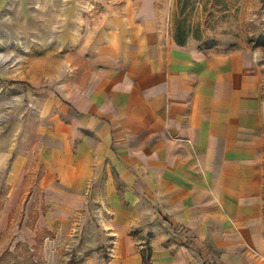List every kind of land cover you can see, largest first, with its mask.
Wrapping results in <instances>:
<instances>
[{"label": "crops", "instance_id": "1", "mask_svg": "<svg viewBox=\"0 0 264 264\" xmlns=\"http://www.w3.org/2000/svg\"><path fill=\"white\" fill-rule=\"evenodd\" d=\"M158 1L114 0L90 30L65 16L69 78L10 170L7 204L36 173L52 220L102 205L94 247L114 245L87 264H264L262 69L171 41Z\"/></svg>", "mask_w": 264, "mask_h": 264}, {"label": "rangeland", "instance_id": "2", "mask_svg": "<svg viewBox=\"0 0 264 264\" xmlns=\"http://www.w3.org/2000/svg\"><path fill=\"white\" fill-rule=\"evenodd\" d=\"M69 4L0 0V151L8 153L0 170V264H87L107 258L114 245L110 238L94 247L107 232L109 214L102 205L88 206L70 220H52V207L38 189L39 174L26 177L21 198L7 204L10 170L35 147L44 104L69 78L75 51L60 42L68 34H62L65 16L76 11L90 30L106 5H116L114 0ZM158 6L171 41L207 53H248L264 76V0H159Z\"/></svg>", "mask_w": 264, "mask_h": 264}, {"label": "trees", "instance_id": "3", "mask_svg": "<svg viewBox=\"0 0 264 264\" xmlns=\"http://www.w3.org/2000/svg\"><path fill=\"white\" fill-rule=\"evenodd\" d=\"M180 44H181V43H180ZM181 45H182V44H181ZM12 84H17V83H16V82H13ZM204 264H208V263L205 262Z\"/></svg>", "mask_w": 264, "mask_h": 264}]
</instances>
